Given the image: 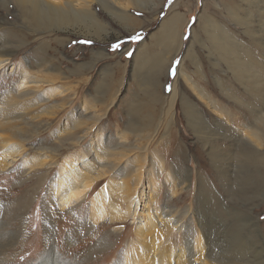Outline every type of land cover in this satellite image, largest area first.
Returning <instances> with one entry per match:
<instances>
[{"label": "rangeland", "instance_id": "374dc122", "mask_svg": "<svg viewBox=\"0 0 264 264\" xmlns=\"http://www.w3.org/2000/svg\"><path fill=\"white\" fill-rule=\"evenodd\" d=\"M85 1L93 5L104 27L98 34L89 32L83 25L64 29L49 25L43 29L42 21L28 17L27 10L23 12L15 0H0L1 34L11 40L25 42L11 54L10 62L0 69V100L3 103L0 106L13 108L11 114L4 115L1 107L0 121L12 122L19 130L18 137L26 151L24 157L29 155L33 160L31 157L36 155L45 161L42 167L30 171L22 166L21 157L0 172V258L5 264H77L86 254L87 246L98 239V232L106 234L127 224L121 236L108 241V244L113 242L108 245L109 248H117L101 264L118 261L125 243L132 236L134 223L130 220L125 224L108 223L100 231L92 229L99 225L92 224L89 216L90 200L108 178L98 181L83 200L68 208H59L53 183L66 158H74L78 165L83 158H87L99 168L107 169L112 165L122 169L133 158L152 160L153 151L160 157L164 153L167 164H185L192 171L191 184L178 190L182 198L176 204L169 202L173 185L166 181L164 173L152 178L151 171L157 169L155 162H145L143 176L146 193L149 186L152 188L157 183L160 195L156 205H153L154 215L159 212L165 218L173 216L178 221L175 222L174 235H180L184 244H189L190 239L197 235L193 204L197 202V189L201 184L204 190L213 193L215 200L219 198L218 202L222 204L220 213L224 215L225 222H243V237L244 234L247 237L255 235L251 239L259 240V244L264 246V181L259 179L264 173L258 174L260 163L238 154L236 148L231 147L230 138L221 140L219 134L213 135L219 139L216 145L225 148L224 153L228 154L225 158L229 161L212 163L207 155L209 147L203 146L197 138L193 119L188 121L182 106V101L187 102L190 113L194 104L203 108V112L193 116L201 119L202 125L197 131L202 134L217 131L213 122L206 127L204 122H208V114L222 118L224 124L227 121L243 133L251 130L253 108H264V0H173L171 4L168 0H160L158 6L150 11L144 8L143 2L139 6L133 0H105L121 8L129 1L126 7L136 21L132 26L112 15L105 8L104 0ZM172 7L180 12L184 21L180 48L169 53L165 50L162 55H157V59L138 71L133 79V55L142 43L153 48L150 36L159 30L161 21ZM211 22L218 24L217 31H212ZM221 27L227 33L224 42L216 39ZM36 30L42 33L35 36L34 33H38ZM132 36L139 39L132 40ZM219 43L227 49L218 46ZM113 44H121L120 49L113 50ZM252 49L258 60L257 80L255 73L250 71L248 74L246 65L247 62H254V57L249 61L245 59L246 53L252 55ZM100 51L109 55L97 56L96 52ZM129 52L133 55L128 56ZM42 59L46 64L37 67ZM117 61L123 65L116 66ZM161 61L165 66H156ZM81 63L85 65L77 75L74 69ZM53 65L65 71L68 77L55 78L50 82L48 76L55 72L51 70ZM23 69L30 70L27 75L29 81L36 77L38 83L30 82L28 84L32 88L26 87L27 84L18 91L15 87L23 79ZM147 84L152 85L149 94ZM167 85L170 89L174 86L176 90L167 138H160L164 129L159 130L156 136L130 131L126 127L133 115L130 114V106L145 104L151 95L156 100L168 95L171 90L166 89ZM51 87L53 90H50ZM24 92H27L26 95H23ZM232 96L247 104V108L238 105ZM156 108L154 101L147 114L153 115L157 112ZM223 110L231 112V120L225 121L226 117L224 119L220 115ZM155 118L154 123L157 116ZM165 120L162 123L164 126L169 124ZM238 158L240 161H237ZM174 187L181 186L175 184ZM254 218L259 222L258 235L250 230ZM106 221L103 220V224H107ZM184 244L175 252L184 248ZM191 259L193 261L194 257ZM193 264L198 263L193 261Z\"/></svg>", "mask_w": 264, "mask_h": 264}, {"label": "bare ground", "instance_id": "6f19581e", "mask_svg": "<svg viewBox=\"0 0 264 264\" xmlns=\"http://www.w3.org/2000/svg\"><path fill=\"white\" fill-rule=\"evenodd\" d=\"M78 1L79 0H15L23 12L27 10L28 17L32 18V20L36 17L42 21L41 25L44 26L43 29L50 26L64 29L68 26L83 25V27L88 29L89 32L92 31L95 34H98L103 25L98 18V15L95 13L93 5L85 0H83L82 3H79ZM129 1L126 3L125 7L123 6L122 8L113 5L108 1H105L106 3L104 6L112 15L118 16L126 25L132 26L135 25L134 22L136 21L131 17L129 10L126 7L129 6ZM133 1L136 5L143 2L142 4H144V8L148 11L157 7L159 4L158 2H160V0ZM76 4L77 6H75ZM172 5L177 7L175 4ZM139 6H141V4ZM183 23L184 21L180 12L172 7L170 13L161 21L159 30L154 35L150 36V46L153 48L150 49L147 44L142 43L133 55L131 61L133 79L136 73L139 74L138 71H141L144 67L155 61L157 55H162L165 50L169 53L171 50L175 52L180 48L182 43L181 27ZM210 27H212V31H217L219 29L218 24L214 22H211ZM46 30L44 31L46 32ZM224 30L225 29L221 27L220 32L216 35V39L219 42L227 40V33H225ZM41 33L39 31L34 34L35 36H38ZM23 43L25 42L6 38L0 32V69L3 64L10 62L11 54L15 52L16 49L21 48V44L23 45ZM218 46H223L224 49H227L223 43H219ZM251 53L252 55L246 53L245 59L249 61L250 58L254 57V62H247L246 65L248 67V74L252 71L256 74L255 78L257 80L258 60L253 49L251 50ZM96 54L97 56L103 55V57L109 55L107 52L104 53L103 51L96 52ZM43 64L45 65L46 61L42 59V63H37V67H41ZM84 65L83 63L77 65L74 72L78 75ZM115 65L121 67L123 64L117 61ZM54 66L55 65L51 67V70H55V72L51 71L54 75L49 74L50 76H48L50 82L55 80V78L63 79L68 77V74H65V71L61 70L58 66ZM156 66L164 67L165 63L164 61H161ZM29 71L30 70L27 69L22 70L23 79L21 78L22 81L20 85L18 84L15 87L16 90L19 91L21 86H26L30 82H37L36 77L34 79L32 78L33 80L30 81L27 79V75L30 74ZM26 87L32 88L31 84H28ZM151 87L152 85L147 84L146 90L148 91V94ZM155 88L156 87H154V89ZM21 89H23V87H21ZM50 90H53V87H51ZM26 93L24 92L23 95H26ZM175 97L176 90L173 86L171 92L166 96H160L156 100L155 96L151 95V99L147 100L145 104L140 103L137 105H131L130 110H132V112H130V114L133 115L126 123V127L130 131H136L139 135L142 132H146L148 136H150V134L156 136L159 130L164 129L160 134V138L162 140L166 139L169 130L171 129L169 120L171 121V119H173L174 111L172 112L171 110L174 105ZM232 97L236 100L238 105H244V107L248 106L235 96ZM261 98L262 97H260V99ZM153 100L157 104V112L153 115H148L146 111L151 104H154ZM260 101H262V99ZM0 104H3L1 103V100ZM4 106L5 105L0 106V109L2 107L1 111L4 112L1 113L4 115H6V113L11 114L13 111L12 106H5V108H3ZM182 106L188 121L193 119L195 132L199 136L197 138L200 139L203 146L207 145L209 147L207 155L209 154L208 156L212 163L229 161V158H225L228 155L224 153L225 148L216 145V142L219 141V139L213 135L219 134L221 140L230 138L229 140L232 141L231 147L236 148L238 154L246 155L251 159L258 160L260 163L257 166L258 170H260L258 171V174L261 175L264 173V108L261 106H259L262 108L261 110L253 108L255 112H252L254 122L251 124V130L249 132L243 133L241 132L242 130H236L234 126L226 121L230 119V115L232 116L231 112L223 110L220 112V115L226 117V119L224 117L226 124L223 123L224 120H222V118L208 114V122H204L206 123V127H208L207 125H209L210 122H213L216 127L215 130L217 131L211 132L210 130V132H206L208 134H202L200 131H197L202 125L200 123L202 121L199 118H193V116H197L198 113L203 112V108L194 104L192 105L193 107L191 108L190 113L187 108V102L182 101ZM13 113L16 114V112ZM156 116L157 122L154 123L153 120L156 119ZM164 119L169 123L166 126L162 125ZM18 136L19 130L15 127L14 123L0 121V172L11 167L15 161L21 157H23L22 166L26 168V170L31 171L33 168L42 167L45 164V161L39 159L36 155L31 157L33 160H30L29 155L24 157V154L26 153L23 145L24 143ZM103 152L106 155L109 154H107L108 151ZM153 154L152 160L149 158L146 159L145 157L141 159L140 157L133 158V160H126L127 163L122 169L113 168L112 165L107 167V169H110L109 171L106 168L104 169V167H97L92 160L91 162L87 158L81 160V165H78V163H76L77 160L74 158L64 159L61 164V172L55 177V182L53 183V192L56 195L59 208H68L73 204L80 202L85 198L93 185L107 177L108 180L97 189L90 200L89 216L91 223L95 226L99 225L97 228L93 227L92 229H99L101 231L103 227H106L109 224H117V222L125 224L127 220H130L132 224L134 223V227L131 231L132 236L130 235V239L125 243L124 250L120 253L121 258L110 264H193V261L198 264H264V246L259 244L261 242H258L259 240L254 241L255 238L251 239V237L255 235L247 237L248 235L244 234L243 237V222L242 224H240L241 222H225V218L222 217L224 215L220 213L222 204L218 202L219 198L217 199L216 197L217 200H215L213 193L207 189L204 190V187L201 186V184L199 186L200 189H197V202L196 204H193V216H195L198 228L197 235L193 239H190V242H188L189 244H184L185 242H183V239L181 241V237H179L180 235H174L175 233L173 232V229L176 226L175 222L177 223L178 221H175L173 216L172 218H165L159 212H155L156 216L153 213V205H156L158 202L160 194L158 195L159 192L156 187V182L153 185L151 184L152 188H149L150 186L148 187L149 190L148 193H146L144 187L145 184L143 182L144 168L146 166L145 162H148V164L155 162V164H157V169L151 171L153 179L164 173L166 181H169L170 184L173 185L174 189H170L172 199L169 202L174 204L182 198V194L179 191L191 184L190 176L192 171L186 168L187 166L185 164L183 165L176 162L173 164L174 166L172 164H167L163 157L164 153H161L163 158L160 157V154L156 155L154 151ZM231 154H234V152L232 151ZM237 161H240V158H238ZM255 170L257 172L256 168ZM259 179L263 182L264 176ZM175 184H179L181 186L179 187L180 189L175 188ZM191 189H189V191ZM154 198H156V200H154ZM105 219L108 220L106 221L107 224H103L102 222ZM242 221L244 220L242 219ZM126 225L127 224H125V226L122 225L124 227L114 228L109 232L105 231L106 234H100L99 232L98 234L96 233L97 236H99L97 237L98 239H96L92 245L87 246V249H85L86 254L83 258L81 257L78 260L77 264H101V262L105 258H108V256H111L117 248H114V250L109 248L108 245L111 243L108 244V241H110V239H116L119 235L121 236V233L126 229ZM250 227V230H252L254 234H257V231L259 230L258 219L254 218ZM230 232L232 233L231 236H229ZM182 244H184V248H181L180 251L176 253L175 250L180 248ZM192 256L194 257L193 261L191 259ZM0 264H5V261L1 258Z\"/></svg>", "mask_w": 264, "mask_h": 264}, {"label": "snow or ice", "instance_id": "6c2138e0", "mask_svg": "<svg viewBox=\"0 0 264 264\" xmlns=\"http://www.w3.org/2000/svg\"><path fill=\"white\" fill-rule=\"evenodd\" d=\"M173 2V0H168V3L169 4H171ZM132 40H138L139 39V37L138 36H132V37H130ZM86 43H91V41H86ZM120 47H121V44H113L112 45V49L113 50H119L120 49ZM127 55L128 56H131V55H133V53H131V52H129V53H127ZM178 63V62H177ZM173 72H175V69H173ZM166 89L168 90V91H170L171 89H170V85H167L166 86Z\"/></svg>", "mask_w": 264, "mask_h": 264}]
</instances>
